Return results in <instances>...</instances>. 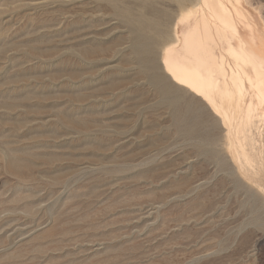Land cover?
Masks as SVG:
<instances>
[{"label": "rangeland", "instance_id": "374dc122", "mask_svg": "<svg viewBox=\"0 0 264 264\" xmlns=\"http://www.w3.org/2000/svg\"><path fill=\"white\" fill-rule=\"evenodd\" d=\"M239 1L264 50V0ZM193 3L0 0V264H264V185L160 63Z\"/></svg>", "mask_w": 264, "mask_h": 264}, {"label": "bare ground", "instance_id": "6f19581e", "mask_svg": "<svg viewBox=\"0 0 264 264\" xmlns=\"http://www.w3.org/2000/svg\"><path fill=\"white\" fill-rule=\"evenodd\" d=\"M191 19L193 25L184 36L183 55L177 49L181 43L178 27ZM151 20L147 25L139 16L132 18L138 28H153L158 33L161 22L169 21V17L157 13ZM171 29L172 36L162 49L160 63L164 74L174 85L204 102L226 125V135L230 136L226 148L238 172L251 184L263 187L264 143L262 146L256 139L264 133L258 130L260 124L264 126V50L240 1L194 0ZM219 43L226 46L224 54L231 63L223 54L214 55L213 48L218 49ZM138 47L147 53L149 63L155 65L158 52L150 39L145 38ZM244 92L249 101L243 105Z\"/></svg>", "mask_w": 264, "mask_h": 264}]
</instances>
